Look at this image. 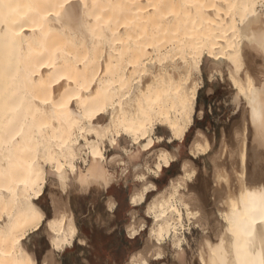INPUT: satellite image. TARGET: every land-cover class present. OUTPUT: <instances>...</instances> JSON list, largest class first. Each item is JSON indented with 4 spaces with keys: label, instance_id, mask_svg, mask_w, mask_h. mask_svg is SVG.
Wrapping results in <instances>:
<instances>
[{
    "label": "bare ground",
    "instance_id": "1",
    "mask_svg": "<svg viewBox=\"0 0 264 264\" xmlns=\"http://www.w3.org/2000/svg\"><path fill=\"white\" fill-rule=\"evenodd\" d=\"M64 2L0 0V264H37L26 240L43 222L50 249L39 264H59L54 258L59 233L60 247L71 242L77 229L71 210L58 208V213L62 210L59 215L56 212V216L44 218L36 203L47 175L61 188L70 179L86 176L106 180L102 146L106 137L111 147H120L125 153L135 145L145 152L155 142H162L163 136L153 137L158 127L169 132L167 143L183 140L193 124L200 87L192 75L200 70L205 57L212 67L226 65L233 84L244 96L247 117L243 115V125L246 128V120L252 124L256 147L262 148L254 155L260 157L256 162L254 155L248 156L256 164L248 163L246 137L239 132L242 138H238L237 154L227 149L222 166L215 163L222 171L217 176L212 173L213 180L216 178L212 185L184 158L182 173L170 178L168 189L166 185L148 203L154 223L147 244L128 264H135L142 255V264L150 258L160 259L168 238L172 264H183V244L189 246L182 231L183 210L188 221L193 219L200 228L198 264H261L264 169L258 167L264 166L257 163L264 165V145L259 139L264 115V57L250 54L249 43V38L258 39L260 34L259 8L248 9L245 18L252 26L246 33L238 23L245 15L241 5L257 0H167L175 6L163 10L155 7L159 0H69L79 4L78 19L71 20L70 10L60 6ZM185 3L190 6H183ZM161 13L165 16L162 26L153 23ZM168 55H181L182 60H164ZM60 76L68 77L71 86L63 80L64 88L52 85ZM98 108L105 111L97 112ZM101 116L106 119L97 123ZM120 138L127 147L120 144ZM210 149L206 133L198 130L189 154L197 157ZM154 157L153 168L149 160L143 164L151 175L158 176L175 161L176 154L160 146ZM80 158L85 172L76 165ZM218 176H222L221 182ZM135 177L141 185L133 190L132 202L135 195L142 200L156 187L147 180V172Z\"/></svg>",
    "mask_w": 264,
    "mask_h": 264
},
{
    "label": "rangeland",
    "instance_id": "2",
    "mask_svg": "<svg viewBox=\"0 0 264 264\" xmlns=\"http://www.w3.org/2000/svg\"><path fill=\"white\" fill-rule=\"evenodd\" d=\"M164 60L178 63L182 58L181 55H168ZM258 60L259 57L256 55V61ZM151 61L150 58H146L147 64H150ZM200 67V70L194 72V76L192 75L195 83H198L200 86L198 88L194 107L193 124L186 132L182 141L167 143L166 138L169 136V132L164 127H158L153 137L163 136L162 142H155L152 147L153 150L150 149L145 152H139L135 145L131 148V151L125 153L120 147H111L106 137L104 138V145H102L105 149V156L107 159V162H103L107 176L106 180L101 178L94 180L92 177L86 176L83 179H70L67 185L61 188L52 183V175H47V183L43 189V194L36 200V203L45 213L44 218L56 216L54 215L57 212L56 210H58V208L62 209L63 207L64 210H71L70 212L72 213L73 221L77 228L70 239L71 242L63 247L59 246L62 234L59 233L58 237H56L58 245L54 250V258L57 263L128 264L131 256L135 252H138V250L143 249L147 244L146 241L148 240L150 229L154 223L152 212L147 210L148 203L158 191L166 187L168 189L170 178L182 173L181 163L184 161V158L185 160H189L192 166L197 169L199 177L204 178L212 185L214 183L213 181L216 179L214 178L213 180V174L216 175L222 171V169L220 170L218 167L222 166L221 164H223L224 160L228 157V155H226L228 154L226 150L228 149L229 151V149H232L233 152H235L234 154H237L236 149H238V144L240 142L238 139L239 136L242 138V135H245L244 137H246L247 159L248 156L249 158L253 157L255 151L262 149L256 147V137L252 129V124L246 120V128H244L242 120L243 115L247 117V112L243 113L247 104L242 93L238 92V89L233 84L227 66L222 64L220 67H212L205 57ZM255 68L259 69L262 67ZM249 115L250 114H248V117H250ZM237 128L238 130H236ZM233 129L236 130V134L238 133V137L236 136L237 138L235 137V130L233 132ZM198 130L204 132V134L206 133V136L211 142V149L207 154L192 157L188 152V148L191 145L193 136ZM164 133H166V135ZM108 137H110V135ZM234 140L238 141H236L237 148L233 146L236 145ZM119 142L121 145L128 146V143H125L121 138ZM221 142H224L226 145L224 146ZM222 145L224 147H222ZM160 146L175 152L176 158L169 167L163 168L158 176H154L153 174L151 175V170H148L143 163L149 160L150 162H148L150 164L148 163V165L153 168L155 161L154 152ZM220 148H225V152L223 149L222 152ZM220 151L221 154H224L219 156L220 158L222 157L221 160L218 158ZM212 152L214 153L212 154ZM80 153L79 155L84 156L82 152ZM133 154H137L138 156L135 159H130L129 156ZM234 154L233 156H235ZM255 154L257 155L258 153ZM256 155H254V159L252 160L255 161L256 159L257 162V158L260 157V154ZM233 156L232 158L235 160H233L235 162L234 166H239L238 162H236L238 161L237 157L235 156V159ZM111 158H122L124 162L119 163L115 159V162L111 161L108 163ZM217 158L219 161H217ZM252 160L248 159V163L252 162V164H256L253 163L254 161ZM258 161L260 160L258 159ZM215 163H218L220 166L217 165L218 167H215ZM257 164V166H259V164L264 166L260 162ZM76 165L81 167V170L85 172L81 158L76 160ZM238 166H236L237 168L234 167L235 170H238ZM251 166L254 170L257 168L256 165V168H254V165ZM214 167L216 170H213L215 169ZM46 168L49 170L50 167L48 164H46ZM217 168L220 171H217ZM258 168L264 169V167ZM139 172H147V180L154 183L156 187L155 190L148 192L142 200L139 195H135V202H132L131 196L133 190L141 185V182L137 181L135 177V174ZM254 177L259 178L256 177V174ZM209 178L211 180H208ZM221 178L222 176H218L220 182ZM107 208L111 211L113 210V212L108 211ZM62 210H60V212ZM60 212H57V215H59ZM215 217L220 220L218 214H216ZM182 220L184 223V230L182 231L190 246L183 244V248L186 251L185 262H183V264H198L199 259L197 256L196 242L200 238V228L196 227L197 224L194 225L193 219L188 221L184 210L182 211ZM109 225L111 226L110 228L108 227ZM48 237L49 232L43 222L40 228L36 232L30 234L26 240V245H28V248L33 251L36 256L37 264H39V261H42L43 256L50 249ZM67 237L70 238V235L67 234ZM142 256L136 259L134 263L142 264L144 260ZM157 256L158 255L153 256V258ZM159 256H161L160 259L150 258L147 264H155L156 261L160 260H163L165 264H169V262H171V264L173 263V250L170 246L169 238L166 239V243L164 244V253Z\"/></svg>",
    "mask_w": 264,
    "mask_h": 264
},
{
    "label": "snow or ice",
    "instance_id": "3",
    "mask_svg": "<svg viewBox=\"0 0 264 264\" xmlns=\"http://www.w3.org/2000/svg\"><path fill=\"white\" fill-rule=\"evenodd\" d=\"M61 7H66L67 9L70 10L69 13V19H78V17L76 16V12H78L79 9V4H71L69 3V0H65V2L63 4L60 5ZM175 5L173 3H169L167 2V0H159V3L157 5H155V7L159 8V9H167L170 7H174ZM183 6L185 7H189L190 5H188L187 3H185ZM234 7V6H233ZM241 7L244 8L245 10V15H242L240 17V19L238 20V23L242 26V31L246 33L247 28L252 26V21H246V15L248 14V9L249 8H259V15L261 17L259 23H260V34L258 39H252L249 38V43H250V54L255 55V54H259V56L264 57V0H257L256 3H249L246 5H241ZM151 15V13H150ZM253 15H255V13H253ZM168 16H171V13L168 14ZM165 22V16L163 15V13H161L158 17H156L153 20L154 24L157 25H163V23ZM170 22V20L168 21ZM242 39H244L245 37L242 35L241 37ZM153 71H156V69H153ZM65 81L69 84V86H71V81H69L68 77L66 76H60L59 79L54 78L53 81L51 82L52 85H59V87L64 88L65 85L60 83V81ZM58 91V89H57ZM65 91H67V88L65 89ZM262 91H264V89H262ZM97 112H104L105 109L103 108H98L96 109ZM106 119V117L101 116L100 120L97 121V123H102L104 120ZM166 135V133H164ZM259 139H260V143L262 145H264V115L261 116V123H260V134H259ZM162 159H163V155H162ZM262 216H264V212H262L261 214ZM261 230H260V237H261V243L262 245H264V219L261 220ZM109 228L111 227L110 225L108 226ZM155 264H165V262L163 260L160 261H156ZM169 264H171V262H169ZM261 264H264V260L261 261Z\"/></svg>",
    "mask_w": 264,
    "mask_h": 264
},
{
    "label": "crops",
    "instance_id": "4",
    "mask_svg": "<svg viewBox=\"0 0 264 264\" xmlns=\"http://www.w3.org/2000/svg\"><path fill=\"white\" fill-rule=\"evenodd\" d=\"M107 210L110 211V212H113V210L111 211V210H109L108 208H107Z\"/></svg>",
    "mask_w": 264,
    "mask_h": 264
}]
</instances>
